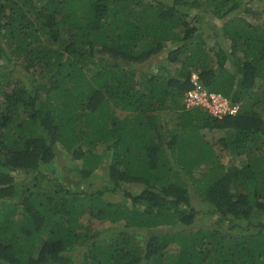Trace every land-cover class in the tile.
<instances>
[{"label": "trees", "instance_id": "16d2710c", "mask_svg": "<svg viewBox=\"0 0 264 264\" xmlns=\"http://www.w3.org/2000/svg\"><path fill=\"white\" fill-rule=\"evenodd\" d=\"M194 70L236 113L185 105ZM0 264H264V0H0Z\"/></svg>", "mask_w": 264, "mask_h": 264}, {"label": "rangeland", "instance_id": "374dc122", "mask_svg": "<svg viewBox=\"0 0 264 264\" xmlns=\"http://www.w3.org/2000/svg\"><path fill=\"white\" fill-rule=\"evenodd\" d=\"M256 2L252 3V8H254V6H256ZM258 6V5H257ZM204 11H207L205 7L199 8V10L197 8H192L191 12L193 13H204ZM196 24H199L198 30L196 32V37H202L206 42H212L211 38L214 35H218L220 28L217 25L216 20L213 19H209V15H202L200 19H196ZM179 63L176 62L174 64H171L172 67L178 65ZM214 133V134H213ZM206 134L208 137L211 138H216L219 137L221 135V133L219 131L216 132H209L206 131ZM217 150H219V154H220V159L221 161L226 165V166H231L232 163V158L231 155L228 154L225 150H222L220 145H216L215 147ZM100 151L104 150L103 146L99 147ZM106 154H104L102 156V161L101 164L99 166V168L96 169V173L97 176H90L87 178H82L81 176H79V173L75 170H71V168L74 167V161H71L69 159H67L69 156L68 155H63L60 159H57L55 161V166H56V171L54 172V175L59 176L60 178L64 179L62 181H64V184L68 187L74 188V189H78V188H85V189H92L98 185H101L102 183H104V179L101 178L100 176L102 175L103 172V168L106 166V162H107V157L105 156ZM65 158V159H62ZM12 173L15 175V177L18 178H29L30 175L27 174L25 175V173L22 170H15L12 171ZM125 187H127V189H129L128 185H121L120 188H118L116 191L111 192L108 191L107 197L114 199V200H119V199H124V194H123V189H125ZM133 190V189H132ZM127 200V199H125ZM214 219L213 216H208V219L205 218L202 219L204 222L203 223H199L198 225H204V224H209L210 221H212ZM93 228H97L100 229L102 232L105 231H112L117 225L110 223L107 220H98V219H92L91 222L89 223ZM143 234H140V236H142Z\"/></svg>", "mask_w": 264, "mask_h": 264}, {"label": "built area", "instance_id": "2783aa9c", "mask_svg": "<svg viewBox=\"0 0 264 264\" xmlns=\"http://www.w3.org/2000/svg\"><path fill=\"white\" fill-rule=\"evenodd\" d=\"M189 87L184 91L183 100L187 107L200 106L216 117L234 114L238 110L237 103H231L229 98L214 90L207 89L202 83L197 71L189 76Z\"/></svg>", "mask_w": 264, "mask_h": 264}]
</instances>
